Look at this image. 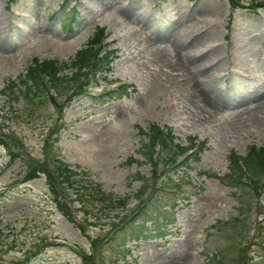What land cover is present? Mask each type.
<instances>
[{
	"label": "rangeland",
	"instance_id": "374dc122",
	"mask_svg": "<svg viewBox=\"0 0 264 264\" xmlns=\"http://www.w3.org/2000/svg\"><path fill=\"white\" fill-rule=\"evenodd\" d=\"M64 1L0 0V264H88L82 255L92 253L91 239L111 229L98 212L103 203L91 210L105 226L83 233L59 210L44 174L19 181L32 166L47 163L55 173L65 162L90 172L107 192L131 197L119 210L129 213L153 192L134 180L152 177L139 131L153 125L172 129L177 144L195 140L206 150L183 174L180 193L161 189L151 208L156 222L128 244L130 256L119 264H264V184L258 195L250 183L235 189L226 180L232 152L246 156L264 146V6L247 7L264 0H244L235 10L233 0H69L63 10ZM65 10L76 11L71 29L63 26ZM101 29L117 60L93 91L126 86L130 97L69 103L71 92H62L60 110L15 99L19 87L8 90L36 59L70 64ZM60 117L67 127L55 144L47 138ZM12 152L20 158L9 165ZM172 169L159 164L160 172ZM74 199L67 195L69 207Z\"/></svg>",
	"mask_w": 264,
	"mask_h": 264
},
{
	"label": "trees",
	"instance_id": "16d2710c",
	"mask_svg": "<svg viewBox=\"0 0 264 264\" xmlns=\"http://www.w3.org/2000/svg\"><path fill=\"white\" fill-rule=\"evenodd\" d=\"M12 1L15 2V0ZM239 1L244 0H233V6H239ZM68 2L69 0L63 2V10ZM75 12L73 11L72 14L68 15L65 10L63 26L72 28V23L77 22ZM106 39L107 33H105V29H101L93 37L90 45L79 52L70 64L34 60L28 66L26 74L19 78V83L16 84L14 82L13 86L8 85V90H14L19 87L21 91L16 95L15 99H38L41 103L50 102L61 110L63 105L59 104L57 97L63 96L62 92H71L68 100L71 103L85 96L92 84L97 85L99 83L98 77L104 80L108 79L109 74L112 72V65L117 60V51L110 48L111 45L105 42ZM68 68H71L74 73L71 76L62 75L63 71ZM51 90H55L56 94H53ZM118 90V93L111 92L103 98H90V100L95 104H105L115 100V98L131 96L127 92L126 86H122ZM60 119L63 118L60 117ZM2 127L5 128L4 126ZM66 127L65 123L56 126L51 132L52 136L48 137L47 141L52 140L55 144H59L61 130ZM139 135L145 138V140H142L140 153L145 158L146 163L150 164L152 177L145 178L139 175L134 180L136 181L137 179L142 182L143 193L148 190L149 184H151L150 189L153 188V192L150 198L139 201V203L142 202L139 208L129 213L127 211L119 212V210L126 208L131 197L121 198L107 192L103 184L92 178L90 172L75 165L62 162L60 166H56L55 173L50 172V167L47 166V163L42 165L43 168L40 170H37L36 166H32L22 180V182L33 181L44 174L59 210L69 222L83 233H86L88 226H99L101 224L103 227L105 226L104 218L95 216L91 210L92 208L96 209V202L103 203L101 210H98V212L106 215L111 229L104 236L91 239L92 253L88 254L85 252L82 255L84 261L88 262V264H98L99 262L101 264H103L102 262H107L108 264L124 263L131 252L128 244L144 238L145 233L149 231L146 225L153 221L156 222L157 213L151 208L155 207L158 193L163 194L161 189L166 187L176 191L173 195L168 196L180 193L181 187L187 180V176H183V174H186L193 167L192 163L200 161L202 153L206 150V143L199 146L195 140H192L188 147L177 144L174 132L170 128L153 125L148 131L140 129ZM1 143L4 144L3 142ZM194 149V153L190 154ZM19 158V154L12 152L9 165L19 161ZM229 159L230 171L226 176V180L229 179L233 183L232 187L241 189L250 183L254 185V190L260 195L264 184V146H252L246 156H240L232 152ZM161 163H164L167 167H173L174 170L172 169L171 173L170 171L160 172L159 164ZM168 172L169 174L165 176ZM73 176H76V179L71 181ZM163 179L167 180L162 182ZM260 190L262 191L260 192ZM63 192H67L65 197L61 195ZM69 193H72L75 197L71 207L67 205V195ZM179 202L180 200H177L174 205L170 206V209H175ZM239 203L244 205L242 200H239ZM152 211L155 213L154 217L151 216V214H154ZM76 212L82 213V216L79 218L76 216ZM109 213L115 214L110 217ZM173 221L171 219L166 221L164 229H166L167 225H172L175 222ZM107 251H110L112 255L107 256Z\"/></svg>",
	"mask_w": 264,
	"mask_h": 264
}]
</instances>
